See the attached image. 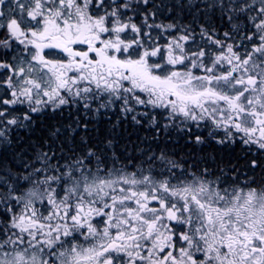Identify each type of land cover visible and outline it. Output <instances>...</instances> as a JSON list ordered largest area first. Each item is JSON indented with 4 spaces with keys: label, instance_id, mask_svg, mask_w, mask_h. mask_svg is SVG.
Listing matches in <instances>:
<instances>
[{
    "label": "snow or ice",
    "instance_id": "1",
    "mask_svg": "<svg viewBox=\"0 0 264 264\" xmlns=\"http://www.w3.org/2000/svg\"><path fill=\"white\" fill-rule=\"evenodd\" d=\"M0 264H264V0H0Z\"/></svg>",
    "mask_w": 264,
    "mask_h": 264
},
{
    "label": "trees",
    "instance_id": "2",
    "mask_svg": "<svg viewBox=\"0 0 264 264\" xmlns=\"http://www.w3.org/2000/svg\"><path fill=\"white\" fill-rule=\"evenodd\" d=\"M128 131L132 133V135H131V140H132V141H136V137H137V136L144 137L145 135H148V133H146V132H144V131L133 132L131 128H129ZM182 143H183V141H181V144H182ZM140 146H141V147H144L143 144H140ZM121 147H123V143L121 144ZM153 147H155V146L153 145ZM162 147H163V145H162ZM131 148H132V145L129 144V152H131ZM169 148H173V149H175L176 151H179V148H176V146L173 145V144H170V145H169ZM209 151H211V150H209ZM180 155L183 156L184 153H183V152H180Z\"/></svg>",
    "mask_w": 264,
    "mask_h": 264
}]
</instances>
